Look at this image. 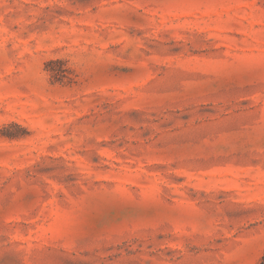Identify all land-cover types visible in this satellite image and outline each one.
<instances>
[{"label":"rangeland","instance_id":"374dc122","mask_svg":"<svg viewBox=\"0 0 264 264\" xmlns=\"http://www.w3.org/2000/svg\"><path fill=\"white\" fill-rule=\"evenodd\" d=\"M264 0H0V264H258Z\"/></svg>","mask_w":264,"mask_h":264},{"label":"trees","instance_id":"16d2710c","mask_svg":"<svg viewBox=\"0 0 264 264\" xmlns=\"http://www.w3.org/2000/svg\"><path fill=\"white\" fill-rule=\"evenodd\" d=\"M258 264H264V251L261 254V256L259 257Z\"/></svg>","mask_w":264,"mask_h":264}]
</instances>
